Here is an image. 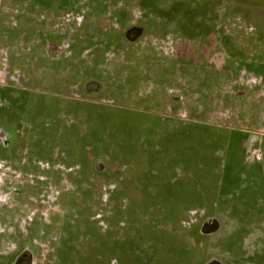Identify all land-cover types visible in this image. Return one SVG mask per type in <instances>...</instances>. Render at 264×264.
I'll return each instance as SVG.
<instances>
[{
	"label": "rangeland",
	"instance_id": "rangeland-1",
	"mask_svg": "<svg viewBox=\"0 0 264 264\" xmlns=\"http://www.w3.org/2000/svg\"><path fill=\"white\" fill-rule=\"evenodd\" d=\"M150 1L156 3L155 10L147 5ZM177 1L99 0L93 2L91 11L81 8L69 10V18L66 13L47 18L50 29L63 37H72L78 28L82 37L108 42L103 52L101 43L99 48L93 44L74 58L69 57L70 39L61 37L60 43V39H52L56 42L49 44L43 54L51 59L62 57V63L56 64L55 80V68L46 61L50 74L35 81L36 76H30L27 67H37L38 56L24 57L15 46L11 65L5 66L10 56L6 44L11 42L9 38L17 39L18 31L2 29L0 85L22 87L20 77L29 76L32 82L25 87L35 95H44L47 106L58 103L68 108V113L63 114L65 124L74 118L69 106L80 102L98 106V114L104 111L112 118L123 111L130 113L133 130L129 134L131 141L124 140L117 130L108 131L105 137L110 147L98 141H79L70 130V135L64 132L68 141H0V264H62L63 251L70 248L74 252L71 264H100V257L94 258L92 250L98 248V234L106 227L103 218L113 217L111 200L108 185L102 183L107 180L106 174H97L91 178L94 182L87 184L90 179L84 173L89 168L84 159H93V169H115L112 159L100 157L104 158L108 148L118 154L122 144L127 146L120 148V168L128 174L149 169L145 162L147 151L155 148L158 152L166 150L167 160L177 165L197 144L186 141L187 134L192 136L194 123L202 122L233 129V137L249 136L247 141L222 146L227 150L228 168L217 200L235 206L229 210H190L180 219L177 234L189 242L192 250L200 249L202 256L196 264H264V225L251 226L246 221L252 213L261 218L263 211L245 208L249 203H264V162L258 141L264 136V79L243 67L235 71L241 55L264 52L254 35L256 28L264 34V6L249 0L222 4L218 11L221 22L213 21L216 31L202 42L199 37L184 39L175 23L167 21L166 12ZM23 7L24 3L0 0V21L15 30L26 29L28 24L21 17ZM90 12L93 15H87ZM76 17L81 21L77 22ZM70 23L78 24L73 32L64 28ZM113 38L120 41L118 47ZM94 64L91 74L106 83L98 87L73 81L74 65L82 75L86 67ZM119 80L129 83V91L125 88L118 92ZM75 118V129H83L85 124L80 121L84 116ZM215 148L218 153L219 145ZM257 155L259 161L255 159ZM255 175L260 181L256 186ZM211 192L206 196L207 203L216 200L215 192ZM128 202L130 198L124 203ZM144 216L151 218L149 212ZM241 228L250 233L242 235ZM159 229L170 233L173 226L165 224ZM192 250L189 257L185 256L186 264H194Z\"/></svg>",
	"mask_w": 264,
	"mask_h": 264
},
{
	"label": "crops",
	"instance_id": "crops-1",
	"mask_svg": "<svg viewBox=\"0 0 264 264\" xmlns=\"http://www.w3.org/2000/svg\"><path fill=\"white\" fill-rule=\"evenodd\" d=\"M4 2L9 3H24V11L21 15L22 18L25 19L26 29H18L15 30L12 27H8L7 25H3V22L0 21V38L2 34V29L7 28L12 33L16 32L17 39L13 40L12 38L6 44V50L9 56L5 59V66L11 65V58L13 55V46L17 49L23 51L24 57L33 58L38 56L40 62H38L37 67H31L28 65L27 69L30 71L28 74L30 76H36L35 81H42L47 74H50V71L46 70V61H49L52 66H54L53 70V78L55 80V71L56 64L62 63L61 58L56 57L51 59L48 55L45 56L43 52L46 50V47L51 44L53 45L52 39L58 40L60 43L63 40L70 39L69 47L70 54L69 57L78 58V55L82 53L89 46H95L99 48L97 45L101 43V51L107 48L108 42L105 40L93 39L92 37L86 36L82 37L79 35L78 28L75 29L72 37H69L59 33L54 30V28L50 29L47 18L58 17L61 13L64 14L69 11H62L59 9V3L61 0H3ZM76 4L73 6L71 10H78L81 8H88L90 10L92 8L94 0H75ZM44 3V4H43ZM81 6L79 7V5ZM79 11V10H78ZM91 11V10H90ZM125 13V12H124ZM61 14V15H62ZM87 15H93V13H87ZM85 17V16H83ZM221 22V20H220ZM78 26L74 23L67 24L64 28L69 29L73 32V29ZM80 26V24H79ZM219 30L223 29V26H219ZM260 28H256L255 33ZM56 31V32H55ZM68 31V30H67ZM254 33V35H255ZM72 34V33H71ZM252 35V37L254 36ZM60 37V38H59ZM62 37V39H61ZM110 37V36H109ZM251 37V38H252ZM111 38V37H110ZM96 42H95V41ZM51 41V42H50ZM114 46L118 47L120 45V41L114 39ZM118 43V44H117ZM262 46V50H264V43H260ZM29 50L28 52H25ZM80 51V52H79ZM79 52V53H78ZM245 68L246 72L253 73L255 75L262 76L264 79V74H256L254 73V68L259 65H264V52H261L257 55H245ZM68 59V57L66 58ZM64 60V59H63ZM82 62L84 59L81 60ZM261 61V62H260ZM95 62V61H94ZM103 62V61H102ZM101 62V63H102ZM103 64V63H102ZM95 64L91 67H86L82 75H80V71L77 65H74L73 72V81L77 83L87 82L88 84L92 83L96 86H100L102 83H106L100 77H94L91 72L94 68ZM104 69V67H102ZM251 69V70H249ZM253 70V71H252ZM237 71V68L235 69ZM206 74L208 72H205ZM20 77V75H18ZM21 81L23 82L22 87H13L11 85H0V141H5L7 143H11L10 141H68L66 139L67 135H70V131L75 132V138L79 139V141H98L104 146L110 147V142L106 140L105 134L111 130L119 131V134L123 135L124 140L131 141V136L129 134L133 130L131 127V114L128 115L123 111V113L119 114L117 117H111L104 111H101V114H98V110L100 107L95 106L93 104L85 105V103L74 102V105L69 106L71 114L74 118L70 119V123L65 124L63 114L68 113L67 107H62L61 104L53 105L50 107L47 106L44 95H35L31 88L29 87V83L32 82L30 77L28 79L25 75H22ZM31 80V81H30ZM205 80V79H204ZM206 81V80H205ZM135 83L139 82L138 80L134 81ZM200 82V81H199ZM126 81L119 80L116 84L118 92L122 89L125 91V88H129V83L126 84ZM86 85V89L87 86ZM33 86H37L32 84ZM25 86H28L27 88ZM34 88V87H33ZM129 91V89H128ZM56 95L54 94L53 98ZM56 102V101H55ZM79 114L84 116V121H80V124L84 125L83 129L79 128V130L75 129V125L73 124L75 117ZM106 114V115H105ZM123 114V115H122ZM111 117V118H110ZM69 120V119H67ZM72 120V121H71ZM192 136L187 134L186 141H197V144L200 141H209L214 144H218L220 146L219 152L214 154V169L213 173L215 178H217L216 188L213 191L215 192V201L211 203H207L206 198V190L205 185L196 187L198 194L201 197V202L190 210H205L208 209H220V210H229L233 209L235 204L232 203H223L217 200V197L221 194V190L224 187V178L226 177L227 171V162L228 158L226 155L227 150L224 151L222 148H228V145L231 141H247L246 139L240 137H233L232 130L227 127L211 125L207 123H194ZM73 128L75 130H73ZM70 130V131H69ZM67 132V135L64 134ZM77 132V133H76ZM2 138V139H1ZM12 138V139H10ZM70 138V136L68 137ZM66 139V140H65ZM191 139V140H190ZM165 141H171L170 139H166ZM259 144L262 149V160L264 162V136L260 138ZM196 144V145H197ZM168 145V144H167ZM120 148L123 147V150L127 145H120ZM118 148V154L114 153L113 148H108L105 151V156L100 157L102 160H106L107 157L111 160V163L116 166L115 169H107L94 167L93 169V159L90 157H85L84 165L89 168L86 169V173H84L85 178L87 179V184L94 182L92 179L97 174H106L107 180L102 182L103 185H108L109 189L107 192L109 195L113 192H120L121 196L115 201L110 202L109 208L112 210L113 217L107 215L103 218L105 220L106 227H102V247L103 250L100 255V264H186L187 259L185 256L189 254L191 251V246L189 242L184 241L183 239L176 235L178 242L177 246L180 244L187 245L186 252L184 254L183 251L178 252V255H175V249L173 245L169 243V237L173 236L172 231L165 235H158L156 228L155 232L151 230L150 227H160L163 225H172L167 221L156 222L155 218H146L141 214V209L143 208V204L141 201V193H154L156 192V188L152 187H143L142 182L143 179H154L156 181L159 175V167L165 169L166 174L170 177L183 179V185L186 186V181L184 179H188L191 175H196L197 177H204L205 163L201 164L198 160V164L196 169H189V167H185V162L191 157V153H187L182 157L180 162L177 165L170 163L167 160V151L164 150L162 152H158L157 149H150L147 151L146 155V166L149 167L147 170H138L133 173H126L125 170H122V163H120V152L121 149ZM223 150H222V149ZM111 150V152H110ZM165 156L163 157V154ZM161 156V158L159 157ZM203 159L205 156H202ZM261 160V161H262ZM205 161V160H204ZM202 165V166H201ZM245 168V166H244ZM105 172H104V171ZM169 172V173H168ZM86 174V175H85ZM93 177V178H92ZM92 178V179H91ZM255 179L253 180V184L258 185L259 179L255 175ZM173 180H171L172 183ZM98 184V182H97ZM96 184V185H97ZM263 184V183H262ZM95 185V186H96ZM102 185L101 183L98 184ZM237 190H229V193H236ZM223 192V190H222ZM214 195V194H213ZM130 198V202L127 205L124 203L126 200ZM248 206V207H247ZM146 209H152V205L145 206ZM157 208V207H156ZM246 209H250L251 211H263L260 214L261 218H258V215L251 214L248 219H246L248 225H264V203H249L245 207ZM187 210L183 213L182 217L185 213L189 212ZM110 217V218H109ZM145 217V218H142ZM182 217L180 218L182 221ZM218 217V216H217ZM180 225V220L178 222ZM149 227V228H147ZM245 229V230H244ZM180 230V229H179ZM238 232V231H237ZM239 233L242 235H248L250 233L249 229L241 228ZM245 235V236H246ZM171 241V240H170ZM180 241V242H179ZM161 247V248H158ZM194 257V264L198 263L200 256V249L192 250ZM95 256V255H93ZM175 256L180 258H185V260L175 261ZM99 256H95L94 258H98ZM189 257V256H187ZM96 262L94 261V264Z\"/></svg>",
	"mask_w": 264,
	"mask_h": 264
},
{
	"label": "trees",
	"instance_id": "trees-1",
	"mask_svg": "<svg viewBox=\"0 0 264 264\" xmlns=\"http://www.w3.org/2000/svg\"><path fill=\"white\" fill-rule=\"evenodd\" d=\"M99 2V0H94ZM102 1V0H100ZM157 1V0H156ZM167 1V0H165ZM233 0H178L173 9L166 12V17L168 22H174L176 31L181 37L184 39H194L201 38L202 42L207 40V37L215 32L216 23H213L217 19V21L222 20L219 17V6L226 2H231ZM251 2H256L259 5L264 6V0H249ZM194 2V6L191 7V4ZM44 4V3H43ZM76 4L75 0H61L59 3V9L62 11H67L73 9V6ZM156 3L148 2L150 8L155 10L157 5ZM156 12V11H151ZM216 21V22H217ZM218 32V31H217ZM255 39L259 43H264V34L260 33L258 30L255 33ZM229 48V47H228ZM231 50V48L229 49ZM233 50V49H232ZM246 57L241 55L239 61L240 64L237 69L241 67L247 68L245 65ZM261 62V61H260ZM251 70V69H249ZM253 71V70H252ZM254 73L256 74H264V65H259L254 68ZM215 145L209 141H200L191 151V157L185 162V167H189V169H196L198 164V160L201 164L205 163V172L204 177H197L196 175H191L188 179H184L186 181V186L183 185V179L170 177L165 172V169L159 167V175L156 179H143L142 186L143 187H152L156 188V192L150 193H141V201L143 204V208L140 210L142 216L145 213H150L152 218L156 219V222L167 221L172 224L173 236L169 237V244L173 245L175 249V255H178L180 251H183L184 254L186 252L187 245L180 244L177 246L178 239L176 237L179 220L182 217L183 213L187 210L195 208L199 202H201V197L199 198L196 187L198 185L201 187L203 184L205 185L206 196H210L212 194L211 191H214L216 188L217 178H215L213 169H214V154L217 153V149ZM211 149V150H210ZM220 149V146L219 148ZM163 157L165 153H162ZM202 156H205L203 159ZM161 158V156L159 155ZM205 160V161H204ZM202 166V165H201ZM240 171V170H239ZM169 173V172H168ZM171 180L172 183H171ZM224 184V182H223ZM192 188H191V187ZM225 186V185H224ZM224 189V187H223ZM222 189V190H223ZM221 190V193H222ZM121 196L120 192H113L109 196V200L116 201ZM206 200V198H205ZM207 201V200H206ZM152 205V209H146L145 206ZM157 207V208H156ZM149 228V227H147ZM153 232H155L156 228L158 229V235H165L168 232H164L159 227H150ZM100 244H98V248L92 250L95 256L101 255L103 250L102 247V236L99 235ZM171 240V241H170ZM180 242V241H179ZM161 248V247H158ZM179 250V251H178ZM178 251V252H177ZM73 249H66L63 251L62 264H71L73 262ZM92 255V254H91ZM60 256V255H59ZM93 256V255H92ZM69 260V261H68ZM69 262V263H68Z\"/></svg>",
	"mask_w": 264,
	"mask_h": 264
},
{
	"label": "built area",
	"instance_id": "built-area-1",
	"mask_svg": "<svg viewBox=\"0 0 264 264\" xmlns=\"http://www.w3.org/2000/svg\"><path fill=\"white\" fill-rule=\"evenodd\" d=\"M69 16H70V15H69V14H67V16H66V17H67V18H69ZM74 19H76V21H77V22H78V21H79V22L81 21V17H76V18H74ZM255 159H256L257 161H259V160H260V156H259V155H257V156L255 157Z\"/></svg>",
	"mask_w": 264,
	"mask_h": 264
}]
</instances>
